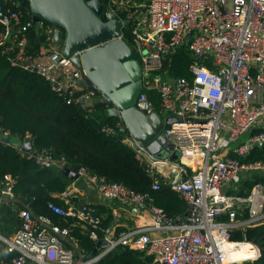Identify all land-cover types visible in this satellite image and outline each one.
Returning <instances> with one entry per match:
<instances>
[{"label": "built area", "instance_id": "built-area-1", "mask_svg": "<svg viewBox=\"0 0 264 264\" xmlns=\"http://www.w3.org/2000/svg\"><path fill=\"white\" fill-rule=\"evenodd\" d=\"M102 1L105 16L118 12L120 19L129 21L122 36H129L143 72L137 106L147 113L157 111L152 99L156 92L161 115L176 118L167 133L180 153L177 164L168 157L154 160L134 146L136 157L152 187L159 190L167 185L188 210L170 219L147 193L81 166L79 176L104 198L136 206L140 223L119 230L116 222L104 224L90 203L75 206L73 202L67 208L50 203L61 216L73 217L72 224L95 240L96 247L107 241L87 256L70 227L24 204L18 211L20 227L11 237L0 233L1 243L16 253L11 258L0 256V264H100L121 245L151 255V264L256 262L261 255L259 242L233 239L232 231L264 224V185L256 183L244 193L246 180L264 174V160L246 159L253 149L264 146V0ZM21 2L6 0L12 24L0 32V49L12 50L13 66L41 75L66 103L94 113L98 90L81 86L84 70L64 56L62 48L53 47L60 27L42 22L46 41L36 53L29 51L28 31L35 22L30 9H21ZM8 40L13 45L2 46ZM182 48L193 57L189 76L171 73L172 56ZM103 129L112 131L110 126ZM0 141L22 153L27 141L34 144L30 133L20 138L3 129L1 117ZM34 149L33 158L41 166H70L65 156L56 157L49 148ZM163 166H174L176 172H164ZM14 185L10 174L0 178V205L3 198H15ZM71 197L69 190L60 193L66 202Z\"/></svg>", "mask_w": 264, "mask_h": 264}, {"label": "trees", "instance_id": "trees-1", "mask_svg": "<svg viewBox=\"0 0 264 264\" xmlns=\"http://www.w3.org/2000/svg\"><path fill=\"white\" fill-rule=\"evenodd\" d=\"M21 3V9H30L28 1ZM6 30L7 25L0 20V32ZM28 38V49L33 53L46 41L36 25L29 29ZM125 39L130 43L127 34ZM6 45L12 46L13 41L8 40L2 46ZM11 53L12 50L3 52L0 49V117L3 129L20 138L30 133L35 148H49L56 157L65 156L72 167L78 169L85 166L108 181L120 182L137 192L147 193L153 204L163 209L170 219L186 214L187 205L178 193L167 185L159 190L152 187V180L137 159L136 151L124 141L125 131L121 129L119 117L108 112V104L96 101L95 112L87 114L80 106L66 103L41 75L13 66L9 61ZM172 57L171 73L189 76V64L193 60L189 52L182 48ZM152 99L161 114L156 92L152 94ZM105 126H110L112 131H105ZM115 130H119L120 134L116 135ZM246 159L264 160V146L253 149ZM6 174L15 179L14 191L23 201L21 206L27 204L36 214L48 215L57 224L70 227L79 248L91 256L96 241L78 225L72 224L73 217L65 218L50 207V203L68 207L54 195L67 189L69 178L63 171L53 166H41L30 154L0 141V178ZM245 183L248 189L244 193L247 194L254 184L264 185V174L255 175ZM97 212L105 214L104 224L110 223L113 218L112 210L104 205L98 206ZM232 238L260 239V257L254 263L244 264H264V224L235 229ZM152 261L151 255L121 245L105 255L100 264H151Z\"/></svg>", "mask_w": 264, "mask_h": 264}, {"label": "water", "instance_id": "water-1", "mask_svg": "<svg viewBox=\"0 0 264 264\" xmlns=\"http://www.w3.org/2000/svg\"><path fill=\"white\" fill-rule=\"evenodd\" d=\"M27 1L38 29L44 21L60 27L54 33V41L61 45L64 56L71 57L84 70L80 85L98 90L97 101L108 104V112L119 117L121 129L134 146L154 160L168 157L177 164L180 153L167 133L168 125L176 118L163 117L157 111L147 113L137 106L143 72L136 51L122 36L123 25L129 22L128 19H120L118 12L104 17L102 0ZM0 20L8 26L12 24L6 0H0ZM79 51L81 54L74 55ZM114 133L119 135L120 131ZM23 150L34 154L33 142L27 141ZM59 167L65 174L79 177L76 168ZM171 169L176 172L174 166H163L164 172ZM182 176L186 178L185 173ZM106 243V240L99 241L92 254Z\"/></svg>", "mask_w": 264, "mask_h": 264}, {"label": "crops", "instance_id": "crops-1", "mask_svg": "<svg viewBox=\"0 0 264 264\" xmlns=\"http://www.w3.org/2000/svg\"><path fill=\"white\" fill-rule=\"evenodd\" d=\"M53 47L56 49L62 48L59 43H54ZM124 141L128 142L135 150L134 144L130 142L131 140L128 138L126 133L124 136ZM23 153L30 154L33 157L31 152L24 150ZM53 167L58 168L59 171H63V169H61L59 166ZM68 168L73 169L74 167L70 165ZM170 172L174 173L175 171L171 169ZM66 175L69 178V183L66 190L72 192L70 202H66L62 199L66 204L69 205L70 203L75 202V206H79L81 203H90L93 205L96 212L98 206L104 205L112 210L113 218L110 222H116L119 225V230L123 228L129 229L140 223V218L138 216L139 212L136 206H123L113 199H106L97 191L94 186L88 184L87 181L82 177L79 176L78 178H73L69 175V173ZM54 195L60 198V193H55ZM22 202L23 201H21L16 195L14 199L3 198V202L0 205V233L2 235L11 237L16 229L20 227L21 218L18 214V211L20 207H22ZM100 215L105 217V214ZM15 254L16 253L14 252H9L7 245L5 243H1L0 241V256L2 258H9Z\"/></svg>", "mask_w": 264, "mask_h": 264}, {"label": "rangeland", "instance_id": "rangeland-1", "mask_svg": "<svg viewBox=\"0 0 264 264\" xmlns=\"http://www.w3.org/2000/svg\"><path fill=\"white\" fill-rule=\"evenodd\" d=\"M247 137V134H245V135H243L242 137H241V139L243 140V139H245ZM234 145V144H233ZM253 174H256V172H253Z\"/></svg>", "mask_w": 264, "mask_h": 264}, {"label": "bare ground", "instance_id": "bare-ground-1", "mask_svg": "<svg viewBox=\"0 0 264 264\" xmlns=\"http://www.w3.org/2000/svg\"><path fill=\"white\" fill-rule=\"evenodd\" d=\"M232 257H235V254H231Z\"/></svg>", "mask_w": 264, "mask_h": 264}, {"label": "flooded vegetation", "instance_id": "flooded-vegetation-1", "mask_svg": "<svg viewBox=\"0 0 264 264\" xmlns=\"http://www.w3.org/2000/svg\"><path fill=\"white\" fill-rule=\"evenodd\" d=\"M105 17V15H103Z\"/></svg>", "mask_w": 264, "mask_h": 264}]
</instances>
